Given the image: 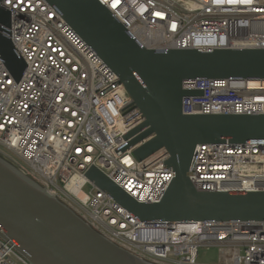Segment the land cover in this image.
<instances>
[{
    "label": "built area",
    "instance_id": "built-area-1",
    "mask_svg": "<svg viewBox=\"0 0 264 264\" xmlns=\"http://www.w3.org/2000/svg\"><path fill=\"white\" fill-rule=\"evenodd\" d=\"M97 1L148 50H264V0ZM0 5L27 66L16 81L0 59V158L149 264H206L202 249L220 251L212 264H264V222H142L90 182L96 168L136 203L155 205L176 175L165 150L143 161L137 147L120 151L143 115L55 9L45 0ZM183 90L201 93L183 98L185 116H264L262 81L191 79ZM187 176L202 193L264 192V145H198ZM0 264L31 263L0 238Z\"/></svg>",
    "mask_w": 264,
    "mask_h": 264
},
{
    "label": "water",
    "instance_id": "water-1",
    "mask_svg": "<svg viewBox=\"0 0 264 264\" xmlns=\"http://www.w3.org/2000/svg\"><path fill=\"white\" fill-rule=\"evenodd\" d=\"M45 1L116 74L141 111L144 122L126 135L120 151L137 147L134 155L143 161L165 150L166 166L176 175L155 205L136 203L96 168L86 178L142 222H264V192L202 193L187 176L198 145H264V116L182 113L183 98L201 94L184 91V81L264 82V50H148L97 0ZM10 25L11 14L0 5V59L20 81L27 66L9 37ZM0 238L31 264H149L95 232L2 158Z\"/></svg>",
    "mask_w": 264,
    "mask_h": 264
},
{
    "label": "rangeland",
    "instance_id": "rangeland-1",
    "mask_svg": "<svg viewBox=\"0 0 264 264\" xmlns=\"http://www.w3.org/2000/svg\"><path fill=\"white\" fill-rule=\"evenodd\" d=\"M90 187L87 186L84 191L85 192H89L90 191ZM220 251H218V249H202L200 250L199 253V262L200 263H206V264H212V263H217L220 261L221 257H220Z\"/></svg>",
    "mask_w": 264,
    "mask_h": 264
}]
</instances>
